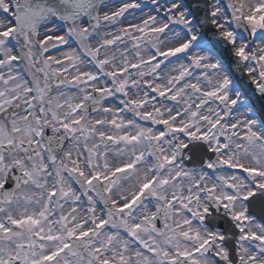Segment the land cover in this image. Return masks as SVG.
<instances>
[{
    "label": "snow or ice",
    "instance_id": "6c2138e0",
    "mask_svg": "<svg viewBox=\"0 0 264 264\" xmlns=\"http://www.w3.org/2000/svg\"><path fill=\"white\" fill-rule=\"evenodd\" d=\"M0 264H264V0H0Z\"/></svg>",
    "mask_w": 264,
    "mask_h": 264
}]
</instances>
